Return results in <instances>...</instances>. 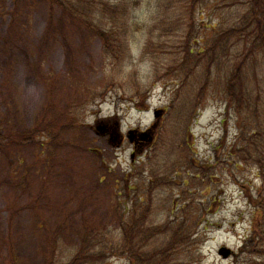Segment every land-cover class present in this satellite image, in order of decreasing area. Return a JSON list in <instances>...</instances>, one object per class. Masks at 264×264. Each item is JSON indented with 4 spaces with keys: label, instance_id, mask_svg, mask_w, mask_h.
Segmentation results:
<instances>
[{
    "label": "rangeland",
    "instance_id": "1",
    "mask_svg": "<svg viewBox=\"0 0 264 264\" xmlns=\"http://www.w3.org/2000/svg\"><path fill=\"white\" fill-rule=\"evenodd\" d=\"M103 1L116 8L102 20L120 39L118 57L43 0H0V264H48L53 254L67 264L85 233L116 245L118 221L141 218L149 240L141 253L159 254L158 264H249L241 254L254 224L248 196L263 185L220 142L230 149L238 137L227 76L263 35L253 26L246 38L231 33L250 0ZM222 32L220 60L211 59L221 67L207 71L201 50ZM248 59L261 124L264 48ZM156 111L154 141L141 149L97 129L117 119L123 136L146 132ZM224 248L235 256L225 259ZM119 249L92 264H129Z\"/></svg>",
    "mask_w": 264,
    "mask_h": 264
},
{
    "label": "trees",
    "instance_id": "2",
    "mask_svg": "<svg viewBox=\"0 0 264 264\" xmlns=\"http://www.w3.org/2000/svg\"><path fill=\"white\" fill-rule=\"evenodd\" d=\"M47 2L50 7L60 11V18L63 24L67 27L78 28L81 33L90 34L95 38H98L105 45V53L107 55H113L118 57V53L115 52V47L121 44L119 37L110 31L104 29L105 22L102 18L111 16L116 10L115 6H110V3H105L103 0H43ZM193 4H198L199 0H192ZM195 5V6H196ZM120 11V7H118ZM113 24L110 22L109 25ZM57 22L51 20L49 26L55 28ZM253 26L260 30L263 35H258L256 41L252 43L250 48H244L245 55L237 62L232 69L229 76H227L225 94L227 97V112L234 114L237 128V141L230 147L224 146V142H220L224 152H228L229 156L237 158V164L246 166L251 164L256 167L258 172L257 178L260 180L263 187L257 191V197L252 199V196H248L251 201V205L254 209V224L251 234L244 240V245L241 250V254L251 257L249 264H264V131L260 133L264 128V122L261 124L256 123L257 104L254 100H258L257 96H254L250 85L247 84V71L253 70V61L248 59L250 55L258 49L264 48V42L262 38L264 36V0H250V7L248 12L241 18L240 27L233 28L231 33H236L242 38L249 36L248 29ZM106 28V27H105ZM225 35L218 34L206 48L201 50L205 52L207 49V57L209 58V65H207V71L209 66L215 70L220 69V64L215 60L211 64V59L214 55H218L220 60V53L224 50L223 40ZM229 36H226L228 38ZM189 38V35H188ZM189 53L193 55L194 51L190 50ZM185 51L183 67H185L190 61V54ZM249 55V56H248ZM218 64V65H217ZM217 65V66H216ZM170 74V73H169ZM177 77H182L180 73H174ZM244 113L247 114L244 117ZM251 115V117H250ZM36 131H38L36 129ZM3 136L0 134V140H3ZM7 138H10L8 136ZM225 138L222 139V141ZM221 141V140H220ZM2 141H0L1 143ZM11 173V172H10ZM11 175V174H10ZM156 182V181H155ZM153 185L150 184L151 189ZM130 188V186H129ZM143 204V201H142ZM132 205V203H131ZM129 205V207H131ZM122 209L119 204H114L113 209L115 211ZM143 206V205H140ZM133 219H135L136 213L133 210L130 212ZM141 218L139 221L133 220L132 223H126L118 221L122 230L118 242L116 245L107 244L106 239L99 238L98 235L92 236L93 233H85L81 239L80 249L72 260L67 264H91L96 258L103 259L106 251H110L112 247H120L117 253H121L129 261V264H158L160 259L159 254L141 253L142 248L147 244L148 236L146 230V219ZM175 236H173L174 241ZM99 247L98 251L101 253H94V249ZM108 248V249H105ZM94 248L93 250H91ZM93 252V253H91ZM116 255V254H113ZM161 255H165L162 253ZM13 264H17L14 259ZM48 264H62L56 262V257L53 254Z\"/></svg>",
    "mask_w": 264,
    "mask_h": 264
},
{
    "label": "water",
    "instance_id": "3",
    "mask_svg": "<svg viewBox=\"0 0 264 264\" xmlns=\"http://www.w3.org/2000/svg\"><path fill=\"white\" fill-rule=\"evenodd\" d=\"M161 116H162V111H157V112H155V118H156L157 120H159V119L161 118ZM98 129H100V128L98 127ZM136 133H137L136 131H134V132H130L129 139H130L131 142H133L132 139H131L132 135H135ZM139 136H140V140H141V141H144V142H146V143H149V144H150V143L153 141V138H152L151 134L148 133V132H147V133H140ZM132 158H133V157H132ZM220 254H221L225 259H227V258H229V257L232 255V252H231L230 249L224 248V249L220 252Z\"/></svg>",
    "mask_w": 264,
    "mask_h": 264
},
{
    "label": "flooded vegetation",
    "instance_id": "4",
    "mask_svg": "<svg viewBox=\"0 0 264 264\" xmlns=\"http://www.w3.org/2000/svg\"><path fill=\"white\" fill-rule=\"evenodd\" d=\"M108 132L109 131L107 129H105V136H106V133H108ZM120 138H122V136H120ZM134 140H136L137 147H141L142 146L143 143L140 142L138 138L137 139L134 138Z\"/></svg>",
    "mask_w": 264,
    "mask_h": 264
}]
</instances>
